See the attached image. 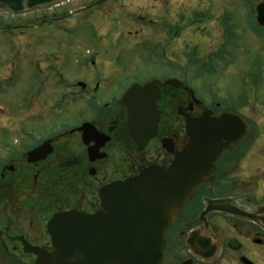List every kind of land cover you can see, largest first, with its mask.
Instances as JSON below:
<instances>
[{
    "label": "flooded vegetation",
    "instance_id": "1",
    "mask_svg": "<svg viewBox=\"0 0 264 264\" xmlns=\"http://www.w3.org/2000/svg\"><path fill=\"white\" fill-rule=\"evenodd\" d=\"M105 1L111 0H65L22 13L0 6L11 16L0 20V33L15 43L7 87L29 71L34 87L40 82L17 106L12 99L6 111L0 105V264H36L30 246L55 251L49 229L55 215L108 214L101 191L150 167H171L182 152L188 164L209 171L167 226L159 264H264V23L258 20L264 0H218L195 8L167 2L155 17L123 8L124 20L152 27V65L142 78L122 76L114 83L104 77L115 69L111 57L96 48L107 40L93 33L82 36L87 40L74 36L77 16L95 20ZM59 31L71 35L50 41ZM179 32L186 39H210L212 61L174 66ZM129 43L131 50L143 41L134 37ZM208 69L231 73V88L221 89L224 82L197 87L190 73ZM135 82H152L159 90L157 114L129 115L122 96ZM211 85L220 92H209ZM46 90L43 114L16 115L29 112ZM224 113L242 119L240 139L223 138L221 147L218 139L216 146L191 145L193 129L214 125L202 120H212L218 133ZM56 231L69 239L67 225Z\"/></svg>",
    "mask_w": 264,
    "mask_h": 264
},
{
    "label": "water",
    "instance_id": "2",
    "mask_svg": "<svg viewBox=\"0 0 264 264\" xmlns=\"http://www.w3.org/2000/svg\"><path fill=\"white\" fill-rule=\"evenodd\" d=\"M64 0H0V6L13 13L50 7ZM258 20L264 23V3L258 7ZM152 82L133 83L122 100L129 115L157 114V98ZM152 95H150V94ZM240 117L224 113L213 127L193 129L191 145L221 147V139H240L245 131ZM201 120H198L199 125ZM239 122V127L235 123ZM233 124V126H231ZM185 152L177 155L171 167H150L137 177L116 182L101 191L105 208L94 215L77 212L55 215L49 224L55 251L29 247L38 255L36 264H159L165 246L166 228L173 222L208 167L187 163ZM67 225L69 239H60L56 226ZM69 226V227H68ZM67 231V232H68ZM62 235V234H61Z\"/></svg>",
    "mask_w": 264,
    "mask_h": 264
},
{
    "label": "rangeland",
    "instance_id": "3",
    "mask_svg": "<svg viewBox=\"0 0 264 264\" xmlns=\"http://www.w3.org/2000/svg\"><path fill=\"white\" fill-rule=\"evenodd\" d=\"M79 0H71V4H75ZM222 2H231V0H221ZM219 0V2H221ZM173 3L174 5H179L181 2H186L187 6L189 8L193 7H202L204 3H216L218 4V0H111V1H105L100 4V13L96 14L94 16L95 20H90L82 22L81 19H85L86 13L79 14L78 19V25L75 31L74 36L79 37L80 39L87 40V38H84L82 36H86L89 34H98L99 37L103 39L106 44L101 47L97 43V50L99 52L104 54V56L111 57V59H108L110 61L109 66L112 68H115L113 73L110 75L104 76L109 80L107 83L115 82V79L120 78L122 76H127L131 78H142L143 76L147 75L149 72L148 66L152 65L149 64L152 62V58L150 56V44L151 41L154 39L153 35V29L151 26H149L146 22H140L137 23L132 20H124V17L121 15L123 14L122 9L126 8L129 10H133L137 13L142 12L147 15H150L151 17L160 16L159 10L161 7H164L165 3ZM158 7V8H157ZM154 8H156L154 10ZM98 11V10H97ZM101 14V15H100ZM137 17V15H136ZM11 16L4 10L0 9V20L1 19H10ZM122 19V20H121ZM96 23V24H95ZM176 23H178L176 21ZM16 33H19L17 31ZM26 35H29V37H32L35 33L34 31H26L24 32ZM56 34H53L52 39L50 41H54L56 39L59 40L65 39L69 37L71 34H64L59 32H54ZM131 33V34H130ZM41 34V30H40ZM200 36V34H198ZM128 37H131L128 42H126V45L124 46L123 40H126ZM138 38L143 41L141 47L132 48L129 45L130 41L132 39ZM17 38H20L18 36ZM106 39V40H105ZM46 37L42 39L43 43L45 42ZM151 40V41H150ZM40 41V40H39ZM148 42L145 43V42ZM96 42V40H95ZM110 43V45L108 44ZM251 46V42H247ZM14 38H12L11 35H4L0 33V105H3L9 107L8 104H10L12 99V104L14 106H17V104L22 103L23 98L25 96V93L28 91V94L31 92L36 93V91L39 89H36L38 86H40V82L34 87L36 84V78L33 74V72L29 71V76L25 77L23 81H18L16 79V82L14 85L7 87L5 83V79L8 77V73L10 71V62L9 59L12 57V50L14 48ZM49 44L47 41L46 45ZM81 44V43H79ZM211 45L210 39L203 38L202 40H195V37H192L191 39H186L184 35H182L180 32L177 34L175 38V44H174V66H181L184 67L187 65V61H197L196 63H203L207 59H211V57H207L209 46ZM213 49V48H212ZM130 50V51H129ZM198 50L199 54H196V51ZM207 50V51H206ZM113 56V57H112ZM211 56V55H210ZM105 58V59H106ZM120 58V59H119ZM159 59V58H158ZM108 61V62H109ZM193 62V64H194ZM16 62V70L19 69V64ZM8 66V67H7ZM209 71H202L199 73L191 72L190 77L193 78V82L197 83V87H201V84H207L210 85L216 84L218 82H224L225 85H222L220 88L224 89L226 86L229 85V82L233 80L234 77H232L231 73H225L218 72V70H211ZM177 71V70H176ZM129 72H131L129 74ZM23 76V72H22ZM35 79V80H32ZM112 83L113 88H115V84ZM237 84V83H236ZM240 85V84H239ZM213 89L209 90L211 92L212 90L214 92H220L216 86H212ZM225 90V89H224ZM197 91H201L199 88ZM227 91H230L227 89ZM49 93V90L43 91L42 95H38V100L35 101L34 105L31 106V109L28 112V108H24L23 112L21 109L16 112V115L19 117H25L28 113L31 115V117H35L34 115L43 114V104L44 99L47 97ZM117 93V92H115ZM40 100V101H39ZM21 106H19L20 108ZM23 107V106H22ZM27 109V110H26ZM65 109V108H64ZM252 109V108H250ZM2 113V111H0Z\"/></svg>",
    "mask_w": 264,
    "mask_h": 264
}]
</instances>
